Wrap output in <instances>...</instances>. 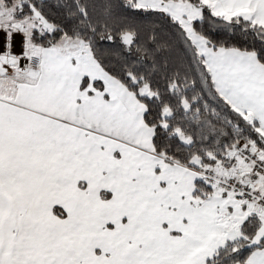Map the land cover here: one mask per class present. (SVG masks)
I'll use <instances>...</instances> for the list:
<instances>
[{"label": "snow or ice", "instance_id": "snow-or-ice-1", "mask_svg": "<svg viewBox=\"0 0 264 264\" xmlns=\"http://www.w3.org/2000/svg\"><path fill=\"white\" fill-rule=\"evenodd\" d=\"M0 264H264V0H0Z\"/></svg>", "mask_w": 264, "mask_h": 264}]
</instances>
